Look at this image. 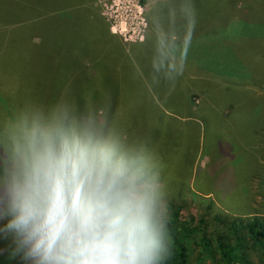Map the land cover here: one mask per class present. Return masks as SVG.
<instances>
[{"label": "rangeland", "instance_id": "374dc122", "mask_svg": "<svg viewBox=\"0 0 264 264\" xmlns=\"http://www.w3.org/2000/svg\"><path fill=\"white\" fill-rule=\"evenodd\" d=\"M92 7L108 23L115 42L110 44L112 55L124 59V72L111 70L99 76L108 85L97 82L99 91L123 84L126 95L121 103L116 91H108L107 99L91 103H110L114 123L128 143L148 147L153 142L149 151L161 165L169 205L180 206L183 218L190 214L203 218L208 233L213 231L209 229L216 214L230 218L258 215L264 220V0H93ZM213 22H218L216 31L208 27ZM158 42L164 45H160L159 59L183 68L174 71L175 77L186 73L196 80L191 84V106L202 103L222 115H232L205 116L197 129L192 127L185 134L178 123L163 130L159 124L153 141L155 133L148 130V120L137 107L148 100L143 90L148 87L146 75H156L164 68L157 70L146 62L141 67L128 49L120 55L115 47L128 45L136 53L145 50L153 55ZM10 77L8 70H1L0 98L16 102L17 86L15 81L14 88L8 86ZM153 98L163 107L158 96ZM7 103L1 98L0 108ZM8 110L6 116L15 119ZM150 128L156 130L154 125ZM218 229L226 234L223 226ZM244 244L252 263L264 264L262 250L253 248L250 238ZM198 250L195 247L190 253V264H225L218 256L201 260ZM0 264H22L19 257L10 256L2 240Z\"/></svg>", "mask_w": 264, "mask_h": 264}, {"label": "clouds", "instance_id": "9594fccd", "mask_svg": "<svg viewBox=\"0 0 264 264\" xmlns=\"http://www.w3.org/2000/svg\"><path fill=\"white\" fill-rule=\"evenodd\" d=\"M0 143V240L22 264H171L156 155L130 144L109 102H31Z\"/></svg>", "mask_w": 264, "mask_h": 264}, {"label": "trees", "instance_id": "16d2710c", "mask_svg": "<svg viewBox=\"0 0 264 264\" xmlns=\"http://www.w3.org/2000/svg\"><path fill=\"white\" fill-rule=\"evenodd\" d=\"M92 2L93 0H0V59L4 60L0 64V73L1 70L10 72L8 86L14 88L15 81V91L18 94L16 102H10L5 96L6 99L1 96L2 101L8 103L1 105L5 109L0 108V143L7 139L9 122L13 120L6 116V107L11 114L18 112L22 106L38 102L47 111L48 105L64 98L84 105L107 99L108 91H116L119 101L122 96L125 97L123 84L119 87L117 83L115 86L118 89L108 88L106 91L103 88L99 91L100 84L97 82L106 84L99 76H107L111 70L124 72V59L119 58V61V55H112L114 51L111 45L115 42L111 39L108 23L96 8L93 9ZM122 45L117 44L115 47L117 53L125 54L128 49L138 62L141 61V67L146 62L155 65L157 70L164 68L156 75L145 74L148 87L143 90L149 95L144 104L147 107H137V110L140 108L143 111L145 120H148V130L155 133L153 141L157 139L159 124L163 130L175 127L178 123L181 134H185L192 127L197 129L205 116L219 114L228 118L232 115H222L219 110L207 108L202 103L195 104L194 107L188 103L192 95L191 84L196 80L186 73H183L182 78L175 77V72H180L177 69L183 68L175 67V62H163L159 59L162 57L159 56L160 45L164 48L162 43L158 42L153 55L145 50L136 53L128 45L127 48ZM153 94L159 97L164 108L156 102ZM46 98L48 102L44 104ZM10 105H15V108ZM169 110H173V114ZM150 125H154L156 130H152ZM182 125L187 126V129H183ZM152 146L153 142L144 147L151 150ZM246 203L247 206L250 205L248 200ZM180 209V206L169 205L170 228L175 245L171 264H190V253L195 247L199 248L197 254L201 260L218 256L225 264H253L244 244L248 238L251 239V246L261 249L264 255V220L260 216L230 218L228 215L216 214L212 218L213 227L209 229L213 231L208 233L203 218L197 219L191 214L183 218ZM220 226L227 230L226 234L216 231Z\"/></svg>", "mask_w": 264, "mask_h": 264}, {"label": "crops", "instance_id": "0c3cea01", "mask_svg": "<svg viewBox=\"0 0 264 264\" xmlns=\"http://www.w3.org/2000/svg\"><path fill=\"white\" fill-rule=\"evenodd\" d=\"M216 25H218V22H213V23H211L210 26H208V27H211L212 30H213V29H214V26H216ZM213 31H216V30H213ZM224 41H225V40H219V42H221V43H224Z\"/></svg>", "mask_w": 264, "mask_h": 264}]
</instances>
